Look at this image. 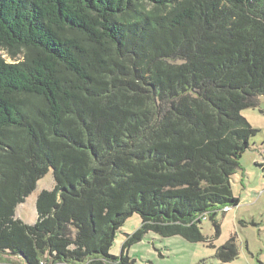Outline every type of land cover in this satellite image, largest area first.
I'll list each match as a JSON object with an SVG mask.
<instances>
[{
  "label": "trees",
  "instance_id": "obj_1",
  "mask_svg": "<svg viewBox=\"0 0 264 264\" xmlns=\"http://www.w3.org/2000/svg\"><path fill=\"white\" fill-rule=\"evenodd\" d=\"M0 49L19 60L0 56V257L135 264L149 233L207 243L208 217L220 235L259 132L242 112L264 98V0H0Z\"/></svg>",
  "mask_w": 264,
  "mask_h": 264
},
{
  "label": "rangeland",
  "instance_id": "obj_2",
  "mask_svg": "<svg viewBox=\"0 0 264 264\" xmlns=\"http://www.w3.org/2000/svg\"><path fill=\"white\" fill-rule=\"evenodd\" d=\"M0 56L10 63L19 61L2 49ZM242 114L259 132L241 159L242 170L231 179L233 194L239 198L240 204L225 213L219 212L216 217L220 224V235L217 236L216 227L208 217L202 224L203 233L210 241L207 243H189L181 237L162 238L149 233L143 241L128 250L135 264H264V172L255 164L263 159L259 152L264 151V98L257 109H247ZM54 188V172L50 169L25 202L17 206L16 219L27 225H35L38 221L37 201L40 194ZM140 226L139 215L129 218L117 233L111 254L120 256L127 236L133 235ZM233 237H236L239 257L224 263L217 256L218 250ZM0 264L26 263L19 257L7 254L0 257Z\"/></svg>",
  "mask_w": 264,
  "mask_h": 264
},
{
  "label": "crops",
  "instance_id": "obj_3",
  "mask_svg": "<svg viewBox=\"0 0 264 264\" xmlns=\"http://www.w3.org/2000/svg\"><path fill=\"white\" fill-rule=\"evenodd\" d=\"M256 153H257V152H256ZM259 156H261V158H263V159H262V161H256L255 164H256V163L259 164V163H261V162L264 161V151H260V152H259Z\"/></svg>",
  "mask_w": 264,
  "mask_h": 264
}]
</instances>
